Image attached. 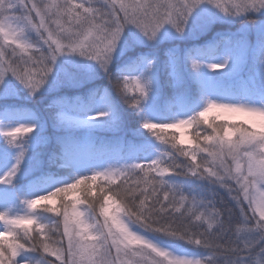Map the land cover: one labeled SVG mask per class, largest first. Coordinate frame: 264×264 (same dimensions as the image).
I'll list each match as a JSON object with an SVG mask.
<instances>
[{
  "label": "snow or ice",
  "instance_id": "1",
  "mask_svg": "<svg viewBox=\"0 0 264 264\" xmlns=\"http://www.w3.org/2000/svg\"><path fill=\"white\" fill-rule=\"evenodd\" d=\"M202 4L228 16L264 13V0H0V82L10 75L34 94L66 53L107 72L128 26L148 41L165 25L183 33ZM111 82L133 109L149 98L145 75ZM141 126L160 142L153 157L109 165L0 210V264H264V106L208 101L186 118ZM33 130L0 131L19 149L0 184L14 180L24 156L17 142ZM179 178L200 182L198 191ZM217 186L231 207L217 208ZM70 193L76 198L68 201ZM233 223L243 227L233 233ZM169 241L201 254H178Z\"/></svg>",
  "mask_w": 264,
  "mask_h": 264
},
{
  "label": "trees",
  "instance_id": "2",
  "mask_svg": "<svg viewBox=\"0 0 264 264\" xmlns=\"http://www.w3.org/2000/svg\"><path fill=\"white\" fill-rule=\"evenodd\" d=\"M260 16L249 13L239 19V24ZM236 29L216 21L213 23L214 32L199 40H170L172 42H164L154 48L132 42L125 54L127 59L110 63L107 72L99 65L85 70L88 75L81 76L92 80L85 90L75 86L60 88L39 103L29 97H21L19 101L0 100V131L21 124L33 125V132L17 142L23 148V158L44 151L36 175H59L66 177L68 182L109 165L143 159L146 151H156L160 143L142 128L144 120L172 122L186 118L201 110L208 101L234 103L259 98L264 103V30L244 35ZM31 39L35 41L38 37L32 33ZM214 56L227 59L233 66L226 75L213 70L203 77L202 62ZM149 61L151 67L148 66ZM193 61L199 64L198 68H193ZM240 61L245 63L237 67ZM121 75L147 76L151 92H162L160 101H144L139 110L131 108L111 82ZM8 78L14 80L10 75ZM99 112L106 113L102 116L103 130L83 128L80 120ZM213 115L216 114H210ZM239 119L233 118L234 121ZM223 122V117L217 121ZM173 132L176 130H166L169 139ZM48 142L49 147L44 149ZM18 151L0 135V165L16 159ZM26 173L22 171L19 175L17 171L11 184H0V192L11 190L7 194L14 195L12 207L34 197L22 191ZM178 182L186 191L193 192L198 191L200 183L184 178H179ZM215 191L217 208L232 206L231 197L225 191L219 187ZM74 198L76 194L70 193L66 199L71 201ZM2 227L0 224V230ZM237 227L243 226L233 223V233ZM168 244L170 250L178 254H201V250L184 241H169Z\"/></svg>",
  "mask_w": 264,
  "mask_h": 264
},
{
  "label": "rangeland",
  "instance_id": "3",
  "mask_svg": "<svg viewBox=\"0 0 264 264\" xmlns=\"http://www.w3.org/2000/svg\"><path fill=\"white\" fill-rule=\"evenodd\" d=\"M224 3H228L229 0H222ZM228 16L221 12L219 9L212 7L211 5L202 4L198 8L193 10V13L189 16V19L185 25V30L183 33H176L170 25H165L157 37L153 41H148L137 29L133 26H128L124 33L122 34L121 41L118 44L116 53H114L113 60H126L125 54L131 48L132 42L138 44L146 45L150 48L157 47V45L164 42H172L170 40L182 41V40H199L203 37H207L213 31V23L216 21L224 22L227 26L236 27L237 31L244 35H249L250 33L255 34L261 30H264V16L261 12L253 13L262 15L260 18H255L252 21L244 22L239 24V19L247 16ZM35 34V32H33ZM217 33V32H215ZM36 35V34H35ZM178 46H175L177 48ZM111 62V63H112ZM213 63H223L224 67L216 69L218 73L226 75L227 71L233 66V64L227 59L221 56L210 57L204 62H202V76L210 74L213 69L209 68L208 65ZM245 62L240 61V64H236L237 67L243 66ZM235 65V66H236ZM98 64L95 61H91L85 57H81L75 54H62L57 57L56 61L52 65V71L49 73L45 84L41 87L39 91L34 94H30L23 85L18 81L11 80L5 77L3 82H0V100L8 99L10 100H22L21 97H29L30 100H34L35 103L42 101L45 96H49L51 93H55L57 89L75 86L78 89H87L86 87L90 85L91 79L86 76L88 75L85 70H90L97 67ZM83 74H80V73ZM67 77V78H66ZM154 90H156L154 88ZM66 93V92H64ZM61 94H63L61 92ZM162 97L161 91H155L149 93V98L145 101L146 103H158ZM15 102V101H12ZM232 104H245L252 107L264 106V103L259 98H254L251 101L241 100L234 102ZM240 118V117H237ZM83 128L103 130L101 126L104 122V117L91 115L80 120ZM49 147V142L44 145V149ZM44 151H39L37 154L23 158L19 166V175L22 171H26V180L24 182L22 191L26 195L35 196L38 194H43L46 191L52 189V187L59 186L60 183L68 182L66 177L59 175H36L39 167H41V161ZM156 154L155 150L146 151L143 154V159L151 158ZM16 159L9 160L2 165H0V174L7 172L11 169L12 165L15 164ZM235 187V185H233ZM218 187V186H217ZM227 193V191L221 188ZM0 192V210L8 207H12L14 202V195L7 194L11 190H3ZM228 194V193H227ZM235 193H233L234 195ZM251 215V213H249Z\"/></svg>",
  "mask_w": 264,
  "mask_h": 264
}]
</instances>
